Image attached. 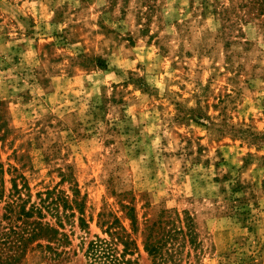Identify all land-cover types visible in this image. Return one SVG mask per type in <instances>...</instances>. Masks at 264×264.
Returning a JSON list of instances; mask_svg holds the SVG:
<instances>
[{
    "label": "rangeland",
    "instance_id": "obj_1",
    "mask_svg": "<svg viewBox=\"0 0 264 264\" xmlns=\"http://www.w3.org/2000/svg\"><path fill=\"white\" fill-rule=\"evenodd\" d=\"M252 1L0 0V230L8 204L51 192L61 219L30 220L68 239L34 240L12 264H92L96 237L125 264H264Z\"/></svg>",
    "mask_w": 264,
    "mask_h": 264
},
{
    "label": "trees",
    "instance_id": "obj_2",
    "mask_svg": "<svg viewBox=\"0 0 264 264\" xmlns=\"http://www.w3.org/2000/svg\"><path fill=\"white\" fill-rule=\"evenodd\" d=\"M252 2L254 6L257 7L259 15L263 16L262 28L264 37V0H253ZM50 195L51 192H47L44 198H40L41 207H37L35 203H30V206L28 209H26L23 205L25 202H23L21 205L16 202L15 205L10 203L6 206V208H4L5 211L2 215L3 219H7L9 222H13V224L7 230H0V250L1 247L3 248V246L9 245L14 247V245L18 243V245H16V249H18V251L15 250V253L5 255L0 252V263L12 264L17 262L27 248V245L37 239H46L47 242L64 239L68 242L67 235L63 232H59V230L54 228L51 224L39 220H30L33 216H35L34 214H36L35 217L40 220L44 218L41 208L54 210L57 220L61 219V216L58 214V199H51ZM27 196L29 198L30 193ZM18 199H20V197H18ZM63 205H65L64 201ZM185 219H187V226L190 225V219L188 217H185L184 220ZM58 226L62 228V225L59 223V221ZM155 228L156 224H153L150 228V233L146 238V249L153 259H157V257H159L162 246V244L158 242H153V232L155 231ZM186 235H192L190 230L188 233H186ZM58 236H60V238H58ZM170 237H172L171 239L174 238L172 233H168L166 238L168 239ZM121 240L124 244V251H126L129 249L131 242L128 240ZM46 248L49 250L52 249V247L49 245H47ZM61 253L62 252L56 253V255H60ZM85 255L90 259L92 264H125V262L122 261L121 256H115L114 248L110 247L108 241L97 237L95 240L89 241Z\"/></svg>",
    "mask_w": 264,
    "mask_h": 264
}]
</instances>
